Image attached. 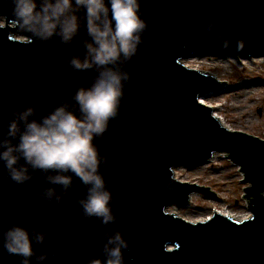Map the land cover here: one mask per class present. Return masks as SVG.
<instances>
[{
	"label": "water",
	"instance_id": "1",
	"mask_svg": "<svg viewBox=\"0 0 264 264\" xmlns=\"http://www.w3.org/2000/svg\"><path fill=\"white\" fill-rule=\"evenodd\" d=\"M141 15L147 29L137 55L124 66L131 79L119 115L95 141L107 159L100 171L117 217L107 230L121 231L128 241L126 264H264V139L227 129L200 100L224 90L225 83L184 64L209 53L264 57V0H141ZM0 17L3 139L12 112L34 104L38 119L87 87L95 73L73 71L66 63L83 54V31L70 45L34 43L14 23L7 0H0ZM220 155L243 175L251 217L237 221L215 212L190 222L170 211L188 207L197 195L217 198L204 186L178 180L176 170L208 165ZM33 175L17 185L0 164V228L47 233L43 245H34L36 255L47 254L46 264H87L101 257L106 229L82 218L75 203L85 193L80 181L73 179L63 203H48L37 191L52 185L43 174ZM20 260L4 250L0 232V264Z\"/></svg>",
	"mask_w": 264,
	"mask_h": 264
},
{
	"label": "clouds",
	"instance_id": "2",
	"mask_svg": "<svg viewBox=\"0 0 264 264\" xmlns=\"http://www.w3.org/2000/svg\"><path fill=\"white\" fill-rule=\"evenodd\" d=\"M11 18L31 40L47 44L58 40L70 45L83 31L84 52L66 61L76 72L95 73L87 87L69 93V99L38 119L34 104L12 112L7 131L0 139V164L17 185L31 182L41 173L52 185L37 191L48 203L61 204L78 179L85 188L75 203L82 218L95 219L106 231L102 256L87 264H126L128 241L121 231H108L117 223L111 207L112 192L100 169L107 164L95 141L119 115L126 84L131 75L125 69L138 53L147 29L141 15V0H7ZM5 22L0 17V25ZM213 25H208L211 31ZM228 42L224 41L223 47ZM47 51V49H45ZM31 200V196L25 197ZM72 201L69 199L68 203ZM2 247L21 258L20 264H46V253L36 255L34 245H43L47 233L31 232L15 225L0 228Z\"/></svg>",
	"mask_w": 264,
	"mask_h": 264
},
{
	"label": "rangeland",
	"instance_id": "3",
	"mask_svg": "<svg viewBox=\"0 0 264 264\" xmlns=\"http://www.w3.org/2000/svg\"><path fill=\"white\" fill-rule=\"evenodd\" d=\"M4 24V23H3ZM232 57L209 53L184 61L191 69L215 75L224 82L226 90L204 98L205 104L219 106L217 113L233 131L264 139V61L259 58ZM244 61V62H243ZM207 95V94H206ZM205 96V95H204ZM176 178L184 183L204 186L217 195H197L192 204L182 210L170 208L190 222L203 221L215 212H230L236 217L251 216L243 199V175L224 156L205 166L176 170Z\"/></svg>",
	"mask_w": 264,
	"mask_h": 264
},
{
	"label": "bare ground",
	"instance_id": "4",
	"mask_svg": "<svg viewBox=\"0 0 264 264\" xmlns=\"http://www.w3.org/2000/svg\"><path fill=\"white\" fill-rule=\"evenodd\" d=\"M197 57V56H196ZM196 57H194V58H196ZM194 58H192V59H194ZM234 59V58H233ZM240 59H242V60H248V59H244V58H240ZM239 59V60H240ZM259 59H262L263 61H264V57H259ZM234 60H236V61H238V63H240V62H242V60H238V59H234ZM244 62V61H243ZM186 64V63H185ZM187 65V64H186ZM189 67V66H188ZM226 90V88H224V90H222V91H220V92H215V93H209V94H207V95H203L201 98H200V100H201V103H203V104H205V101H204V98L205 97H208V96H211V95H216V93H222V92H224ZM206 105V104H205ZM207 106H209V105H207ZM210 107V106H209ZM211 108H213V110H214V114H215V117L227 128V129H229V130H232V129H230V127L225 123V122H223L221 119H220V117L218 116V115H216V113H217V108H219V106H211ZM233 131V130H232ZM216 158L217 157H215V159L212 161V163H214L215 161H216ZM218 213H221V214H223V215H225V216H229V217H231V218H233V219H235V220H237V221H244V220H247V219H249L251 216H245V217H236L235 215H232L230 212H228V211H226V212H222V211H217ZM174 214H177V213H175L174 212ZM178 215V214H177ZM204 221V220H203ZM197 222H200V221H197Z\"/></svg>",
	"mask_w": 264,
	"mask_h": 264
}]
</instances>
